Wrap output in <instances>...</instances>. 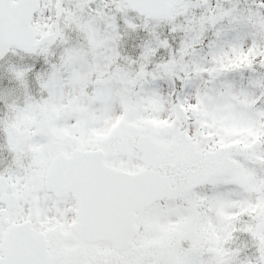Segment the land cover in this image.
<instances>
[{"label":"snow or ice","instance_id":"snow-or-ice-1","mask_svg":"<svg viewBox=\"0 0 264 264\" xmlns=\"http://www.w3.org/2000/svg\"><path fill=\"white\" fill-rule=\"evenodd\" d=\"M0 264H264V0H0Z\"/></svg>","mask_w":264,"mask_h":264}]
</instances>
